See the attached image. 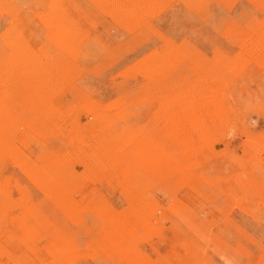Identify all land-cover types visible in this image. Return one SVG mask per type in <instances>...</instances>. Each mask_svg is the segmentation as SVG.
Wrapping results in <instances>:
<instances>
[{
  "label": "rangeland",
  "instance_id": "1",
  "mask_svg": "<svg viewBox=\"0 0 264 264\" xmlns=\"http://www.w3.org/2000/svg\"><path fill=\"white\" fill-rule=\"evenodd\" d=\"M0 264H264V0H0Z\"/></svg>",
  "mask_w": 264,
  "mask_h": 264
}]
</instances>
